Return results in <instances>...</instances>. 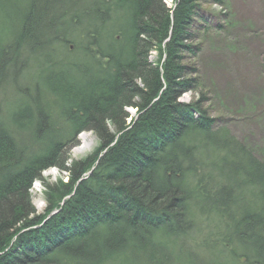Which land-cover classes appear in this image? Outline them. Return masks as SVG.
<instances>
[{
	"label": "trees",
	"instance_id": "16d2710c",
	"mask_svg": "<svg viewBox=\"0 0 264 264\" xmlns=\"http://www.w3.org/2000/svg\"><path fill=\"white\" fill-rule=\"evenodd\" d=\"M204 2L225 3L176 0L169 9L165 0H0V14L13 22L0 30V78L26 66L24 46L33 45L35 54L54 45L65 52L67 41L58 34L64 38V28L78 17L87 26L83 31L98 40L90 63L69 69L66 59L59 60L65 66L46 80L48 92L27 87L31 106L21 110L26 120L11 116L21 132L0 124V264H128L134 254L150 250L153 260H167L162 247L149 250V239L177 240L198 250L194 217L208 210L228 214V239L244 249L217 250L213 261L201 258L204 264H228L226 256L233 264H264V162L218 125L198 86L204 82L199 68L191 72L181 63L185 50L196 55L203 48L200 39L208 29L198 28L195 16ZM115 10L117 25L99 35L95 26ZM152 51H158L157 62ZM31 90L40 94L35 102ZM186 92L197 97L182 103ZM133 106L139 112L129 126L127 108ZM90 130L99 137L97 155L68 164L78 135ZM200 150L213 154L212 167L187 189L186 174L194 171L192 157ZM52 166L68 171L71 183L43 179ZM213 172L225 181L211 194L204 182ZM38 179L46 187L43 214L31 194ZM65 196L71 197L62 210L45 221ZM182 263L195 264L189 254Z\"/></svg>",
	"mask_w": 264,
	"mask_h": 264
},
{
	"label": "rangeland",
	"instance_id": "374dc122",
	"mask_svg": "<svg viewBox=\"0 0 264 264\" xmlns=\"http://www.w3.org/2000/svg\"><path fill=\"white\" fill-rule=\"evenodd\" d=\"M175 1L165 0L169 9L176 5ZM224 2L223 5L202 3L203 6L197 9L196 26L198 28L207 27L209 32L205 33L204 40L200 39V36L196 37L197 40L200 39V44L203 45L201 52L195 55L193 51L185 50L181 57V63L191 72L194 69L198 73L195 66L199 68L204 82L203 85L198 86L204 92L205 106L210 108L212 116L218 121V125L227 128L231 136H234L237 141L264 162V0H224ZM12 6L14 7V5H11V10ZM201 14L203 16L207 14L208 21H204L205 18H202ZM117 17L118 14L115 10L112 17L107 16V22L97 24L95 28L100 29L99 35L107 32L109 28H114L112 26L118 23L119 18ZM83 19V16L78 17L70 27L64 28L69 29L66 31L67 35L64 38L62 32L58 34L60 41L62 39L67 41V49L61 54L56 51L55 45L51 46V50H47L44 55L40 52L33 53V45L28 48L24 46L23 53L25 54H23V57H28L24 63L26 66L21 69V72H17L21 66L20 64L8 77L3 75L0 78V104L2 108L0 124L5 123L13 126L14 120L11 116L14 114H17L20 119L24 118V121L26 120V115L24 116L21 110L24 106H31L25 94L27 87H31L32 90L37 87L44 92H48L50 85H46L45 82L48 78L56 79L59 66L63 69L68 62V64H71L69 69H73L72 66L77 68L79 64L82 66V64L90 63V56L98 51V40L94 39L92 33L83 31L87 27L82 25L84 24L82 23ZM12 23L6 16L0 14V30L3 26H10ZM80 30L82 31L80 32ZM117 38L119 40L118 35ZM6 39L7 37H4L3 41L5 42ZM157 53L158 51H152L150 58L154 62L159 60ZM56 59L59 62L57 65L53 63ZM62 59H66V62L65 64L62 62L61 65L59 60ZM101 59L103 60V58ZM69 69L67 68V70ZM24 70L27 71L23 73ZM9 77L10 79H8ZM4 89L5 91L2 94ZM31 95L34 96L32 101L35 102L39 99L40 94L37 95L32 91ZM196 97L195 93L186 92L180 98V101L187 103L193 101L192 99ZM35 107L38 110V107ZM133 107L127 108L129 115H131L130 111L136 109ZM36 114L41 121L46 120L43 112L38 111ZM136 116H133V119ZM83 133L95 137V142L91 149L75 156L74 151L81 144ZM99 146V137L93 130L80 132L77 143L70 150L68 164L92 157L100 148ZM197 154L192 157L194 159H192V163L195 165L194 171L191 174L190 172L186 174L187 184L185 185L187 189H189L188 186L193 189V186L201 183V178L204 177L203 180H205L206 174L209 173L208 171L212 167L210 164L214 159L213 154H205L202 150L197 151ZM68 174V171H58V167H53L44 171L43 176L48 182H57L62 177L63 181L69 183ZM88 174L89 172L82 177L85 178ZM224 181L223 177H219L213 172L212 177H209L204 183H208L210 193L213 194L216 193L217 187L224 185ZM44 185V182L38 180L33 187V193L31 192L33 194V204H35L39 214L45 213L48 208L44 200ZM237 186V188L240 187L239 184ZM192 194L195 195L196 193ZM40 198L43 200V207L38 204ZM191 206V203H189V209L193 210ZM208 213L201 214L199 212V215L196 218L194 217V225L198 227L200 232L195 233L196 236L193 237V241L197 242L196 249L199 251L194 250L192 252L190 245L184 247L177 240L165 239V242H167L165 244L160 243V240L151 238L149 239L151 243L149 250L162 247V250L167 253L168 259L161 257L158 260H153L152 254H150L151 250L148 253L141 251L143 254L139 258L131 257L128 264H183L182 257L185 254H189L195 264H204L201 258L206 255L207 258L205 259L211 262L217 256V250L227 248L237 251L238 248L240 250L244 249L238 245L239 241L237 239L233 237L231 240L228 239V234L233 233L232 227L231 229L226 228L228 220L231 219L228 214L212 210H208ZM219 235L224 236L220 238ZM216 241L217 248L208 249L210 244L216 247ZM191 243L195 246V242ZM204 251L209 253L203 254L201 257L200 252ZM225 260L228 264H233L228 256L225 257ZM107 264L109 263L107 262Z\"/></svg>",
	"mask_w": 264,
	"mask_h": 264
},
{
	"label": "bare ground",
	"instance_id": "6f19581e",
	"mask_svg": "<svg viewBox=\"0 0 264 264\" xmlns=\"http://www.w3.org/2000/svg\"><path fill=\"white\" fill-rule=\"evenodd\" d=\"M205 3V2H204ZM206 4V3H205ZM216 4H218V3H216ZM218 5H220V4H218ZM176 5H174V7H175ZM203 6V4H201V7ZM174 7H172V8H174ZM206 17H208V15L206 14ZM208 32H209V30H208ZM168 40H170V38L168 39ZM133 108H136V109H134L133 111H130V113H131V115H130V117L128 118V119H130L129 120V122H127V124L129 125V126H131L132 124V122H133V116H135V115H138V112H139V108L138 107H133ZM137 110V111H136ZM136 112V113H135ZM128 119H127V121H128ZM8 126H10V125H8ZM9 129H13V133L15 132V128L17 129L18 127L17 126H10V127H8ZM129 128V127H128ZM19 129V128H18ZM19 131L21 132L22 130L21 129H19ZM81 137H82V141H81V144L78 146V147H76V149H75V151H74V153H75V156H78V155H81V153H83V152H85V151H87V150H89V149H91V146L94 144V142H95V137H93V136H90L88 133H83L82 135H81ZM116 142H113L112 143V146L115 144ZM41 153H43V152H41ZM97 155V152H95V154H94V156H96ZM101 157V156H100ZM99 157V160L96 162V163H99V161H100V158ZM53 167H55V166H52V167H49V169H52ZM95 167H96V165H94L93 167H92V170L89 172V175H91L92 174V172L95 170ZM49 169H46V170H44V171H47V170H49ZM55 170V169H54ZM58 171H62L61 169L59 170V168H58ZM44 173V172H43ZM54 173H55V171H54ZM42 177H43V179H45V180H47L44 176H43V174H42ZM67 177H69L68 178V182L69 183H71V181H70V176H69V174H68V176ZM171 178V180L173 181V180H178L179 179V177H175L174 175H171L170 176ZM60 178H62V177H60ZM87 177H85V178H83L82 177V179H80L79 180V182L77 183L78 185L80 184V183H82V181L84 180V179H86ZM38 180H40V179H38ZM38 180L37 181H35L34 182V185L36 184V182H38ZM60 180V179H59ZM62 180H64L63 178H62ZM41 181V180H40ZM45 186V185H44ZM34 187V186H33ZM33 187H32V189H31V192L33 193ZM45 190H46V187H45ZM45 192V191H44ZM45 193H44V200H45V202H46V199H45ZM71 196H65V197H63L62 199H60V200H58V202L57 203H59L60 204V207L59 208H56L57 210H54V211H51V213L49 214V216L46 218V220L45 221H47V220H49L50 218H51V216H53V215H55L57 212H59V211H61L62 210V208L64 207V205L66 204L65 203V201L68 199V198H70ZM32 199H33V194H32ZM38 204H39V206L40 207H43V200L40 198L39 200H38ZM46 204H47V202H46ZM47 206H48V204H47ZM46 209V208H45ZM44 209V210H45ZM42 212V211H41ZM44 221V222H45ZM60 256H61V253H58ZM143 253H139V255H137V254H134L133 255V258H139V256L140 255H142ZM120 255H122L123 256V254H120ZM54 259H58L59 257H53ZM60 259V258H59Z\"/></svg>",
	"mask_w": 264,
	"mask_h": 264
}]
</instances>
